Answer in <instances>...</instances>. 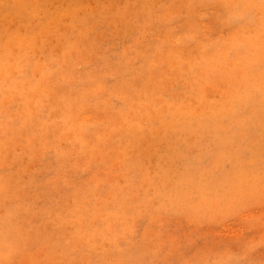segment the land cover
Listing matches in <instances>:
<instances>
[{"label":"rangeland","instance_id":"1","mask_svg":"<svg viewBox=\"0 0 264 264\" xmlns=\"http://www.w3.org/2000/svg\"><path fill=\"white\" fill-rule=\"evenodd\" d=\"M257 2L0 0V261L264 259Z\"/></svg>","mask_w":264,"mask_h":264},{"label":"snow or ice","instance_id":"2","mask_svg":"<svg viewBox=\"0 0 264 264\" xmlns=\"http://www.w3.org/2000/svg\"><path fill=\"white\" fill-rule=\"evenodd\" d=\"M231 7V6H229ZM237 9H244L242 14L229 17V23L232 27H238L245 24L247 20V30H253L257 27L256 21L259 20V33L261 37V84H260V95L264 98V0H258L257 3H249L243 5H236ZM261 183L264 184V159L261 161ZM194 197L196 194H193ZM247 255V253H245ZM0 264H15V261H0ZM33 264H41V262H33ZM55 264V262H50ZM218 264H264V259L260 261H251L246 258L229 259L227 261L218 262Z\"/></svg>","mask_w":264,"mask_h":264},{"label":"bare ground","instance_id":"3","mask_svg":"<svg viewBox=\"0 0 264 264\" xmlns=\"http://www.w3.org/2000/svg\"><path fill=\"white\" fill-rule=\"evenodd\" d=\"M4 4H5V3H4ZM24 11H25V10H24ZM190 28H191V27H190ZM22 29H23V28H22ZM14 38H15V37H14ZM17 38H18V37H17ZM16 41H17V40H16ZM38 42H39V41H38ZM77 45H78V44H77ZM23 48H24V47H23ZM23 48L20 49V50H23ZM89 49H90V48H89ZM93 49H94V47H93ZM93 49H92V50H93ZM95 49H96V46H95ZM92 50H91V51H92ZM96 50H97V49H96ZM87 51H88V50H87ZM99 51H100V50H99ZM100 52H101V51H100ZM89 53H90V52H89ZM94 53H96V52H94ZM12 60H13V59H12ZM24 65H25V64H24ZM59 67H60V66H59ZM7 68H8V67H7ZM24 69H25V68H24ZM52 69H53V68H52ZM61 69H62V68H61ZM11 70L13 71L14 69H11ZM18 70H19V68H18ZM56 70H57V69H56ZM12 71H11V72H12ZM66 71H67V70H66ZM66 71L64 72V70H63V73H66ZM13 72H18V71L16 70V71H13ZM13 72H12V76H13V74H14ZM51 72H52V71H51ZM63 73H62V74H63ZM67 73H68V72H67ZM86 74H87V73H86ZM63 75H64V74H63ZM84 76H85V75H84ZM50 77H51V76H50ZM85 77H86V76H85ZM0 78H1V77H0ZM6 78H7V77H6ZM86 78H87V77H86ZM95 78H97V77H95ZM7 79H8V78H7ZM88 79H89V78H88ZM28 80H29V79H28ZM94 80H95V79H94ZM90 81H91V80H90ZM15 94H17V93H15ZM10 95H11V94H10ZM17 96H18V95H17ZM17 96L14 95L13 98L15 99V97H17ZM18 97H19V96H18ZM18 97H17V98H18ZM255 97H256V95H251L249 98H247V97L244 98V99L242 100V102H247V100H249V99H253V98H255ZM13 98H12V99H13ZM12 99H11V100H12ZM6 101H7V100H6ZM249 101H250V100H249ZM4 102H5V101H4ZM7 102H8V101H7ZM19 104H20V103H19ZM30 104H32V103H30ZM3 105H4V104H3ZM5 105H6V103H5ZM21 105H22V104H21ZM30 106H31V105H30ZM30 106H29V107H30ZM24 107H25V106H24ZM4 108H5V107H4ZM19 108H20V107H19ZM22 108H23V106H22ZM21 112H22V111H21ZM26 112H27V111H26ZM19 113H20V111H19ZM17 115H18V114H17ZM23 115H24V114H23ZM16 117H17V116H16ZM21 117H22V114H21ZM23 132H24V131H23ZM77 132H78V131H77ZM41 134H42V133H41ZM38 136H39V135H38ZM63 138H64V137H63ZM50 142H51V141H50ZM63 142H64V141H63ZM63 142H62L61 144H63ZM55 144H56V143H55ZM56 145H57V144H56ZM58 145H59V143H58ZM52 146H53V145H52ZM52 146H51V148H52ZM68 146H69V145H68ZM62 147L65 148V145L62 146ZM262 149L264 150V145L262 146ZM65 151H66V150H65ZM260 152H261V154H263V156H264V151H260ZM0 211H1V210H0ZM119 217H120V216H119ZM95 237H96V236H95ZM125 237H126V236H125ZM122 238H123V237H122ZM82 241H83V240H82ZM78 244H79V243H78ZM143 244H144V243H143ZM149 245H150V243H149ZM145 246L147 247L148 244L145 245ZM97 247H98V246H97ZM143 247H144V245H143ZM148 247H149V246H148ZM76 248H77V247H76ZM149 248H152V247H149ZM5 249H6V248H5ZM146 249H147V248H146ZM152 250H153V249H152ZM149 251H150V250H149ZM153 251H154V250H153ZM143 253H144V252H143ZM110 254H111V253H110ZM140 254H141V253H140ZM136 255H137V254H136ZM136 255H135V256H136ZM138 256H140V255L138 254ZM64 257H65V256H64ZM136 257H137V256H136ZM140 257H141V256H140ZM143 257H144V256H143ZM155 257H156V256H155ZM108 258H109V257H108ZM151 260H153V259H151ZM188 262H189V259H188ZM180 263H181V262H180Z\"/></svg>","mask_w":264,"mask_h":264}]
</instances>
